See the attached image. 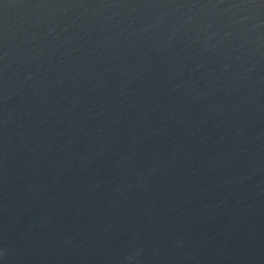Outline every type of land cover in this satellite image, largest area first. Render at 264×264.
I'll list each match as a JSON object with an SVG mask.
<instances>
[{
	"label": "water",
	"instance_id": "water-1",
	"mask_svg": "<svg viewBox=\"0 0 264 264\" xmlns=\"http://www.w3.org/2000/svg\"><path fill=\"white\" fill-rule=\"evenodd\" d=\"M0 264H264V0H0Z\"/></svg>",
	"mask_w": 264,
	"mask_h": 264
}]
</instances>
